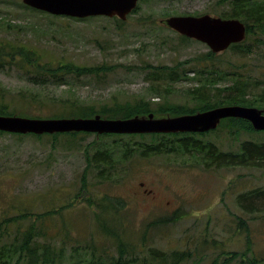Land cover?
I'll use <instances>...</instances> for the list:
<instances>
[{
	"label": "rangeland",
	"instance_id": "1",
	"mask_svg": "<svg viewBox=\"0 0 264 264\" xmlns=\"http://www.w3.org/2000/svg\"><path fill=\"white\" fill-rule=\"evenodd\" d=\"M217 1L146 0L139 13L128 17L122 30H118L110 18L92 17L83 22L60 16L49 19L20 7L19 4L24 5L22 0H0V16L23 26V29L15 28L10 32L0 30V39L9 37L16 43L24 41L54 62L113 69L101 78L71 79L68 86H46L44 92L51 99L50 103L33 104L29 111H22L28 115L25 118L51 119L47 117L58 110V102L62 104L63 100L97 105L139 98H151L160 104L165 100L186 103L189 100L187 91L199 83L180 81L173 84L171 92L162 91L161 96L156 97L150 91L155 82L148 79L152 71L149 66H173L205 55L210 48L201 42H192L193 39L187 44L180 42L177 33L161 23L166 19L161 16L164 12L176 16H218L221 9ZM249 43L253 42L250 40ZM259 45L262 46L251 56L242 59L230 56L226 51L219 55L233 66H242L241 71L264 83V43ZM189 76L193 78L195 74ZM25 89L26 82L20 73L13 69L0 72V92L18 99V92ZM211 137L219 142L224 140L222 134ZM253 137L256 136L250 134L241 139ZM95 139L97 134L75 140L60 137L58 142L51 137L38 140L1 136L0 221L23 211L46 213L74 200L81 189L86 167L84 146ZM113 140L104 141L111 143ZM235 146L222 145V149ZM195 162L193 157L178 155L134 157L119 164L122 173L113 183L96 184V171L94 174L90 172L86 179L88 192L84 197L95 193L121 198L127 203L132 218L130 222L135 223V227L141 228L150 221L163 219L169 223L164 230L169 246L190 247L191 250L199 247L205 250L204 254L210 260L222 252L244 251L248 232L252 242L248 256L264 262V213L256 211L253 216H248L236 204L239 194L264 187V171L256 168L204 170ZM144 190L151 191V194L146 195ZM78 206L48 220L51 226L49 238L57 237L61 233V224H66L71 239L89 240L94 230L93 211L82 200ZM236 216L244 218L248 227L240 226ZM174 218L178 220L172 222ZM201 264H210V261L206 259Z\"/></svg>",
	"mask_w": 264,
	"mask_h": 264
},
{
	"label": "trees",
	"instance_id": "2",
	"mask_svg": "<svg viewBox=\"0 0 264 264\" xmlns=\"http://www.w3.org/2000/svg\"><path fill=\"white\" fill-rule=\"evenodd\" d=\"M145 1L141 0L132 15L139 13ZM217 5L221 9L217 17L239 19L247 26L246 39L241 43L233 44L224 52L241 59L251 56L255 49L262 46L259 43H264V0H218ZM19 6L34 13H41L49 19L58 18L22 4ZM176 15L164 12L161 17ZM72 20L83 22L87 19ZM112 20L118 30H122L124 22L118 18ZM11 21L13 20L0 16V30L10 32L15 28L23 29L22 25ZM177 38L185 44L191 41L178 34ZM250 40L253 43H249ZM220 56L222 55L210 50L205 55L178 62L173 66H149L152 71L149 72L148 79L155 82V85L150 87V91L156 97H160L162 91L171 92L173 84L180 81H197L199 85L187 91L189 100L186 103L178 104L165 100L160 104L152 101L151 98H139L134 101H113L97 105L84 104L77 100H63L62 104L61 101L58 102V110L47 118H93L99 115L104 119H130L136 116L146 117L150 114H154L155 118H165L236 105L264 111V87L261 88L263 82L241 71L242 66L236 64L233 66ZM11 69L23 76L26 89L18 92V99L16 96L0 92V115L18 117H27L28 115L22 111H29L35 103L41 105L50 103L51 99L44 92L46 86H68L71 79L101 78L103 74L113 70L109 66L91 67L73 62H54L48 59L47 54L37 48L33 49L30 44L24 41L16 43L9 37H4L0 39V72ZM190 73H194L195 76L191 78ZM249 133L256 137L241 139L244 135H250ZM214 134H222L224 140L219 142L218 139H213L211 136ZM4 135L19 139L33 137L38 140L51 137L54 142H58L60 137L75 140L93 134L21 135L0 131V137ZM105 139L114 140L108 143L104 141ZM227 144H236L234 147L236 149H222V145ZM84 147L86 167L82 175L81 189L74 200L46 213L23 211L19 215L0 221V264H201L206 259L210 264L263 262L259 258L253 259L248 256L252 250L248 232L244 251L222 252L210 260L204 254L205 250L199 247L191 250L190 247L169 246L164 236V230L169 226L167 221L153 220L138 228L135 227V223L130 222L132 218L131 215L129 216L130 212L125 200L107 195L99 196L95 193L84 197L88 192L86 179L90 172L94 174L96 171L94 175L96 184L113 183L122 173L119 164H124L134 157L178 155L193 157L196 160L195 165L204 170L256 168L264 171V131L254 130L250 122L243 119H224L216 130L204 134H104L97 136V139ZM81 200L93 211L94 230L89 240L83 242L71 239L66 224H61V233H58L57 237L49 238L51 226L48 225V220L62 215L65 210L80 207L78 205ZM236 204L248 216H253L256 211L264 213V187L239 194L236 197ZM236 219L240 226L248 227L244 218L236 216ZM176 220L178 218L172 219V222Z\"/></svg>",
	"mask_w": 264,
	"mask_h": 264
},
{
	"label": "water",
	"instance_id": "3",
	"mask_svg": "<svg viewBox=\"0 0 264 264\" xmlns=\"http://www.w3.org/2000/svg\"><path fill=\"white\" fill-rule=\"evenodd\" d=\"M28 8L52 16L87 19L118 18L125 22L138 8L140 0H22ZM167 28L188 39L206 44L213 53H222L243 42L247 26L239 19L202 16H172L161 21ZM228 118L243 119L256 131H264V111L244 106H223L192 115L155 118L136 116L130 119L63 118L34 119L0 115V131L21 135L92 133L97 135L204 134L216 130Z\"/></svg>",
	"mask_w": 264,
	"mask_h": 264
},
{
	"label": "flooded vegetation",
	"instance_id": "4",
	"mask_svg": "<svg viewBox=\"0 0 264 264\" xmlns=\"http://www.w3.org/2000/svg\"><path fill=\"white\" fill-rule=\"evenodd\" d=\"M140 185H141V186H144L143 183H141ZM144 193H145L146 195H148V194H151V191H149V190H144Z\"/></svg>",
	"mask_w": 264,
	"mask_h": 264
}]
</instances>
